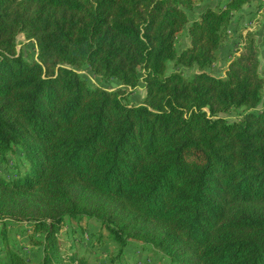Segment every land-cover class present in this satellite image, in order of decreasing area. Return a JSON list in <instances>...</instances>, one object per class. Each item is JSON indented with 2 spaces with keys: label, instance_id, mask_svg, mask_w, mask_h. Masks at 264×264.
<instances>
[{
  "label": "trees",
  "instance_id": "16d2710c",
  "mask_svg": "<svg viewBox=\"0 0 264 264\" xmlns=\"http://www.w3.org/2000/svg\"><path fill=\"white\" fill-rule=\"evenodd\" d=\"M195 2L0 0V161L19 151L24 165L0 176V264H32L9 229L24 225L40 264H91L60 253L67 221L94 222L110 264H127L134 243L168 264H264L258 36L246 33L224 76L212 71L249 0L190 21ZM20 35L33 55L16 50ZM84 69L119 88L90 86Z\"/></svg>",
  "mask_w": 264,
  "mask_h": 264
},
{
  "label": "rangeland",
  "instance_id": "374dc122",
  "mask_svg": "<svg viewBox=\"0 0 264 264\" xmlns=\"http://www.w3.org/2000/svg\"><path fill=\"white\" fill-rule=\"evenodd\" d=\"M204 2L207 3V7L209 8L218 7L219 3L216 1L211 2L209 0H204ZM263 4L264 0H261V4L259 5V7H263ZM201 7L202 6H199L198 9H200ZM197 13H199V11H197ZM195 17V13H191V17L189 19L192 20ZM259 18L260 23L257 21L258 23L257 25H255V29L252 33H255L258 36V43L261 46L260 58H263L260 59L262 61L260 71L264 74V40L263 36H260V27L264 25V13L260 15ZM186 38L187 37L185 32H182L177 37L176 46L178 51L182 50L185 47ZM239 41V46L236 45L238 47L237 49H240L244 44V40L242 38H240ZM33 49V45L25 40L22 35L17 38L16 50L18 52L24 51L27 54L29 53L28 55H33ZM223 51L221 52L223 53ZM231 58H233V56ZM223 68V61L220 60V62L214 66L212 71L216 74H219L223 70ZM78 74H80L82 78L86 79L89 85L92 87L101 85L103 88L108 90H116L119 88L118 83L114 81H111L109 83L100 82V79L94 76L88 69L78 71ZM187 74H189V72H187ZM142 89V85H140L139 89L130 97L129 101L132 104L139 105L141 103L144 96V92ZM241 114V110L231 111L227 114H221L220 117H223L229 122H232L237 120L241 116ZM6 161V163H2L0 161V176L4 177L5 179H10V177H12L15 172H24L23 160L19 151H16L15 154L8 156ZM9 229L11 230V232H13L12 234L15 235L16 248L21 253H23L25 257L32 262V264H40L42 259V248L33 246L31 244V240H38L40 239V236L37 234L34 235L33 229L28 225L19 226L17 228L10 226ZM105 237V233L99 230L94 222L83 221L81 223H72L67 221L62 226L59 235L58 242L61 247L60 253H64L67 251L71 253L76 251L79 256L85 257L91 264H110L109 254L114 252L116 249L113 245L107 242ZM125 254V262L127 264H168V262L166 260H163L158 253L153 251L150 247L142 246V244L140 243H134L133 245L128 246L126 248Z\"/></svg>",
  "mask_w": 264,
  "mask_h": 264
},
{
  "label": "crops",
  "instance_id": "0c3cea01",
  "mask_svg": "<svg viewBox=\"0 0 264 264\" xmlns=\"http://www.w3.org/2000/svg\"><path fill=\"white\" fill-rule=\"evenodd\" d=\"M209 1L219 2L218 6L222 7L227 0H209ZM260 4H261V0H249L247 5H245L240 10V12L235 15L234 19L232 20V22L229 26V32H228L230 40L227 41V43H225V45L223 46L222 51L223 50H225V51H223V53L221 52V59L220 60L223 61L224 68L220 73H222L223 76H224V71L226 70L229 62L232 60L231 57L238 55L237 50L240 51V49H237L238 47L236 45L239 46V44H237L238 42L236 40L238 38L243 39L244 35L247 32H253V30L255 29V25H257V23L260 21L259 17H260V15H262L264 13V11H263L264 10V4H263V7H259ZM199 6H202V7L200 9H198ZM206 8H209V7H207V3L204 2V0H196L193 9L191 11H186L189 18L191 17V13H195L196 17L192 20L191 19H189V20L194 21V20L198 19L199 14L202 11H204ZM210 8H213V7H210ZM197 11H199V13H197ZM260 30H261V33H260V36H261V35H263L264 25L262 27H260ZM185 34H186V32H185ZM240 35H241V37H240ZM185 43H186V45L184 48H188L190 46V41L188 38H186ZM262 58L263 57H261V59Z\"/></svg>",
  "mask_w": 264,
  "mask_h": 264
}]
</instances>
